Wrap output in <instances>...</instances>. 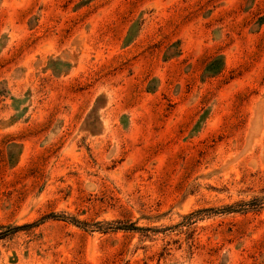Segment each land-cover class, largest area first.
Wrapping results in <instances>:
<instances>
[{"label": "rangeland", "instance_id": "obj_1", "mask_svg": "<svg viewBox=\"0 0 264 264\" xmlns=\"http://www.w3.org/2000/svg\"><path fill=\"white\" fill-rule=\"evenodd\" d=\"M0 264H264V0H0Z\"/></svg>", "mask_w": 264, "mask_h": 264}]
</instances>
